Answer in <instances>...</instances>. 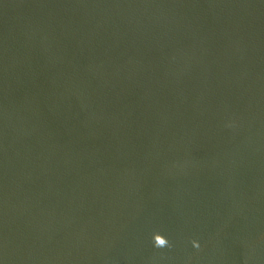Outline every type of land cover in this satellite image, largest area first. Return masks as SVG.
<instances>
[{
    "label": "water",
    "instance_id": "1",
    "mask_svg": "<svg viewBox=\"0 0 264 264\" xmlns=\"http://www.w3.org/2000/svg\"><path fill=\"white\" fill-rule=\"evenodd\" d=\"M0 264H264V0H0Z\"/></svg>",
    "mask_w": 264,
    "mask_h": 264
},
{
    "label": "clouds",
    "instance_id": "2",
    "mask_svg": "<svg viewBox=\"0 0 264 264\" xmlns=\"http://www.w3.org/2000/svg\"><path fill=\"white\" fill-rule=\"evenodd\" d=\"M229 126H231V125H229ZM158 236H159L158 233L153 235L154 246H156V247L170 246L169 245V241H168V239L166 237L163 238V243H158L157 242V237ZM191 243H192L193 247H195V248H199L200 247V244H199V242L197 240H192Z\"/></svg>",
    "mask_w": 264,
    "mask_h": 264
}]
</instances>
